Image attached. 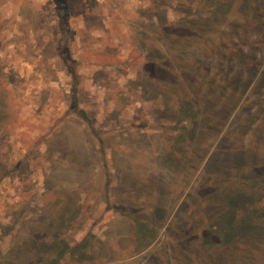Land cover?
<instances>
[{"label": "rangeland", "instance_id": "rangeland-1", "mask_svg": "<svg viewBox=\"0 0 264 264\" xmlns=\"http://www.w3.org/2000/svg\"><path fill=\"white\" fill-rule=\"evenodd\" d=\"M54 235L59 264H264V0H0V264Z\"/></svg>", "mask_w": 264, "mask_h": 264}, {"label": "trees", "instance_id": "trees-1", "mask_svg": "<svg viewBox=\"0 0 264 264\" xmlns=\"http://www.w3.org/2000/svg\"><path fill=\"white\" fill-rule=\"evenodd\" d=\"M223 7H224L223 4L219 5V2H217L216 8L222 9ZM254 59L256 60V58H254ZM188 104L189 103H185V107ZM247 202H248V199H246V198H242L240 200L233 201L234 208L235 207L238 208V206H239L238 204H240V203L245 205ZM234 208H232V210ZM241 211L243 212V209ZM249 212H251V213H249ZM249 212H247V213H249V216L248 215H241L239 208L237 210L234 209L232 211L231 220H228L227 222L225 221L222 224L221 228L219 227L220 232L218 234L219 235L218 237L220 238V240H219V242H216L215 245L220 244V242L224 238L227 241L232 239L231 236L235 235L240 229L250 230L253 225H257L256 220L258 218H260L261 214L260 215L259 214L253 215V212H255V211H249ZM58 216L59 217H52V219H51L52 221L49 222L50 224L48 223V228L50 227L51 229L49 228L50 230L47 231L46 233L63 230L65 223H67V221H70L74 217V214L72 216H65V214L63 213L62 215L60 214ZM151 223L152 222L144 223L145 226L140 229L141 232L145 235L146 239L152 238L157 233L156 232V223L155 224L154 223L151 224ZM211 227L213 229L216 227V225L213 224ZM251 235H254V234H251ZM55 237L57 239V236L54 235L53 240L51 242H46V240H44V239L40 240V239H36L34 237L29 238L28 241H26L24 243L25 247L23 249L25 250V252H23V251L20 252V258L23 259L25 264H33L35 262L36 263H42V264H59V262H60L62 256L64 255L67 248L64 245L60 249H57L58 245L56 246V243H58L59 240L58 239L54 240ZM32 249H36L38 251L37 252L38 254L33 256V257L30 256V250H32ZM56 249H57L56 253L54 255H52V259L49 260L50 256H48V255H51L50 252L52 250H56ZM30 260H31V262H30Z\"/></svg>", "mask_w": 264, "mask_h": 264}]
</instances>
